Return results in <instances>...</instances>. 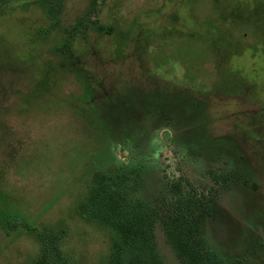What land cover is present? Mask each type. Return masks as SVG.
<instances>
[{"label":"rangeland","instance_id":"obj_1","mask_svg":"<svg viewBox=\"0 0 264 264\" xmlns=\"http://www.w3.org/2000/svg\"><path fill=\"white\" fill-rule=\"evenodd\" d=\"M95 172L160 264L179 176L212 264H264V0H0V264H102Z\"/></svg>","mask_w":264,"mask_h":264},{"label":"trees","instance_id":"obj_2","mask_svg":"<svg viewBox=\"0 0 264 264\" xmlns=\"http://www.w3.org/2000/svg\"><path fill=\"white\" fill-rule=\"evenodd\" d=\"M96 30L109 33L111 28ZM92 183L85 206L91 208L110 236V252L102 264H160L152 244L153 213L124 207L117 192L110 190L98 172L92 175ZM168 191L173 206L163 219V230L171 250L181 264H212L215 256L206 250L197 224L205 195L185 191L180 176L168 182ZM28 264L53 263L42 251Z\"/></svg>","mask_w":264,"mask_h":264}]
</instances>
